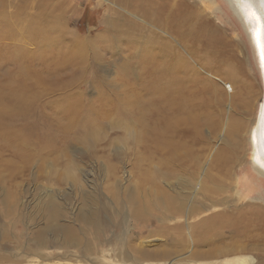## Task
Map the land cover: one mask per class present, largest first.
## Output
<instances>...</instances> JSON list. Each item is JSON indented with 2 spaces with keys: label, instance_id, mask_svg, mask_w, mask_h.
Segmentation results:
<instances>
[{
  "label": "rangeland",
  "instance_id": "374dc122",
  "mask_svg": "<svg viewBox=\"0 0 264 264\" xmlns=\"http://www.w3.org/2000/svg\"><path fill=\"white\" fill-rule=\"evenodd\" d=\"M163 1H170L167 25L147 26L166 37L160 44L174 48L160 63L163 80L179 83L177 91L168 87L160 93L167 94L166 102L171 96L182 99L185 107L179 121L165 112L162 117L165 113L167 122L181 130L173 140L167 131V141L181 143L179 154H189L195 167L190 160L178 165L171 155L164 170L160 153L153 158L149 152L152 138L128 109L116 105L117 96L143 98L145 73L138 61L143 50L136 53V48L145 40L133 41L136 48L128 41L135 33L144 35L142 17L127 13L117 0H0V254L11 258L0 264H238L241 258L264 264L263 240L249 241L261 249L223 253L208 261L194 257L198 250L223 244L215 239L213 246H199L194 235L198 221L245 206L264 219L259 212H264V201L257 195L264 191L245 173L247 133L264 92L254 51L219 0ZM188 18L195 22L187 24ZM113 19L127 22L128 31L120 35L111 29ZM24 24L33 31L23 32ZM58 61L72 64L55 68ZM18 94L29 96V108L5 112L8 97ZM206 113L210 121L193 127L200 131L183 135L186 122L193 124ZM237 117L242 120V130L236 131L237 160L223 155L224 163L215 165V152L226 137L231 140L225 123ZM22 139L27 146L18 144ZM177 195L185 199L184 209L166 210L167 198ZM158 197L164 206H157ZM51 202L52 229L41 233ZM233 215L227 222L237 219ZM225 228L224 242L239 245ZM255 229L249 233H261L259 224ZM37 232L47 239L43 247L35 243ZM66 234L73 236L71 244L64 245Z\"/></svg>",
  "mask_w": 264,
  "mask_h": 264
},
{
  "label": "bare ground",
  "instance_id": "6f19581e",
  "mask_svg": "<svg viewBox=\"0 0 264 264\" xmlns=\"http://www.w3.org/2000/svg\"><path fill=\"white\" fill-rule=\"evenodd\" d=\"M117 1L118 2L120 1L121 2L120 4L127 10V13L129 12L130 14H132L135 17H137V16L138 17H142L143 18L142 21L145 24V26H144V30H145L144 31V35L138 34V35H140V36H138L135 33V36L133 35L132 37H128V41L135 48H136V46L133 44V41H136V43H137L141 39L145 40V44L144 45H140L139 44L137 46V48H136V53H137V49L140 52H141V50H143V53L138 56L139 57L138 58V61L141 63L140 64L141 65V69L145 73V78H144V80H142V82H143L142 90L144 88H145V90L143 92L144 94L141 93L142 91L139 92V93L143 94V98L142 99H139V97H140L139 95L140 94L137 95V96L136 95H130L128 99L125 96H120V97L117 96L118 104H116V105L119 108H126V109H128V113H131L135 117L136 121L139 122L142 125V128L149 134V136L152 138V142L154 144V147L148 146L149 152H150V154L152 155L153 158L158 153H160V155H161L160 166H162L164 168V170H165L170 165L169 162H170L171 155H175L176 156L175 159H177L176 161H177V164L178 165L180 164V161L182 162V161H189L190 160L189 154H179V152L181 150V147H182V144L181 143H179V144L170 143L169 141H167V135H166V132L167 131H170L171 134L173 135V136H171V139L173 140V139H175L174 137L179 136V133H180L181 130H180V128H177L175 125H171V123L167 122V119H165V117H166V114L165 113H169V115L172 118H174L175 120L179 121L177 115L179 113H181V110L185 107V103L182 101V99H179V98H177L175 96H171L172 98L175 97V100H172V98L169 97L168 98V101L166 102V100H165L166 97L165 96L167 94H165V96H164V94L160 93L165 88H168V87H169V90H170V87H174V90H176V85L179 83V81H172L171 79H169L171 81H168V79L167 80L165 79L166 81L163 80V76L165 77V75H163V73H162L163 68L161 67V64L162 63H160L163 56L164 57H167V56L164 55L166 53V51L168 50L170 52L174 48L170 50L169 49L170 46L167 47V46H163L162 44H160L161 41L163 43V40L162 39L163 38H166V37L165 36L164 37H161L157 32L153 31V29H149V27L147 26V24L157 25L159 27L166 26L167 25L166 24V22H167L166 20H168L169 18H167L166 11L167 10H168V12L170 11V7H168L170 5L168 2H170V1H168L167 4H164L163 3L164 2L163 0H117ZM219 1L223 5V7L226 9V11L229 13V15L231 16V18L233 19V21L236 23V25H237V27L239 29V32L241 33V35H242V37L244 39V42H245L246 46H247V40L250 42V44L252 46V49L254 51V55H255V59H256V64H257L259 73L262 74V70L259 67L257 61H258L259 52L262 50V48L264 46V0H219ZM165 7H166L167 10L165 9ZM115 13H117L116 15L118 16V19H119L120 13L118 11H115ZM253 13H254V15H253ZM124 16L125 15H123V17ZM118 19H116V20L113 19V21H115V22H111L110 28L111 29H114L115 31H118V33H120V35L122 33L125 34L126 31H128V30H126V24H128V23L127 22L124 23L125 21H123L121 19H120L121 22H119ZM134 22H135V20H134ZM192 22H193V19H190L189 20V18H188L186 20V23L187 24L192 23ZM194 22H195V20H194ZM139 23H141V22H139ZM174 23L176 25L178 24L175 21H174ZM180 23H181V21H180ZM137 24L138 23H135V24L133 23V25H135V26ZM25 26L26 25L24 24L21 27V29L26 34L29 31H30V33H31V31H33L31 29L28 30L27 26H26L27 29H25ZM141 26H143V25H141ZM18 27L20 28L19 25H18ZM180 27H182V26H180ZM107 31H109V27L107 28ZM130 31H131V29H130ZM195 31H198V30H195ZM199 31L201 32V29ZM35 32L37 33V31H35ZM104 33H106V32H104ZM184 33H185V30H184ZM189 33H188V35H189ZM191 34H192V32H191ZM202 35H204V34H202ZM117 36L119 37L118 34H117ZM117 40H118V38H117ZM190 42H191V40H190ZM192 43H194V42H192ZM141 44H143V42ZM161 47H163V48H161ZM192 47H193V45H192ZM194 47H193V49H194ZM157 48H159V49L156 50ZM76 49H79L78 46L76 47ZM197 49H199V48H197ZM80 51H81V48H80ZM130 52H132V51H130ZM178 52H179V56H180V53L181 52L180 51H178ZM208 52L209 51H207V53ZM131 54L132 53H130V56L129 57H132ZM175 54H177V52ZM166 55H168V54H166ZM203 56H205V55H203ZM173 57H175L176 60H177V57L178 56L177 57L175 55L174 56H171L172 59H173ZM201 57H202V54H200V58ZM65 59H66V57H65ZM198 59H199V57H198ZM176 60H174V61H176ZM188 61H186V62H188ZM128 62H129V59H128ZM169 62H171V59H170ZM57 63L58 64H55V68H56V66L57 67H68L69 65L72 64V63L69 64V63H67L65 61L63 63L61 61L60 62L58 61ZM166 63H165V65H166ZM208 63H210V62H208ZM170 64H173V63H170ZM174 64H176V63H174ZM219 65H220V63H219ZM219 65L217 67H220ZM221 67H222V65H221ZM221 67H220V69L218 71L221 70L224 73V70L221 69ZM227 67H228V71L233 74L234 73L233 67L232 66H230V67L227 66ZM178 69H179V67H178ZM172 70H174V69H172ZM167 73H168V71H167ZM167 73H166V76H168ZM231 79H233V78H231ZM173 80H175V79H173ZM176 80H177V78H176ZM161 81H162V83H161ZM163 81H164V86L161 85V84H163ZM181 81H183V79ZM25 89L26 88L24 87L22 90H18V89L17 90L20 93L22 91L25 92L26 91ZM11 91L12 90L10 89V92ZM171 91H173V90H171ZM176 94H177V92H176ZM218 95H220V94H218V92H217V96ZM28 97H29L28 95L26 97H22V96L20 97L19 94L17 96H15V95L9 96L8 99H7L8 101L5 103V106L3 107L4 108V111L5 112H10V113L11 112H17L16 114H19L18 113L19 110H23L24 111L26 109V107L28 106V102H29L28 99H27ZM220 97H223V96L220 95ZM121 99H126V100L120 101ZM81 102H83V101H81ZM163 102H165V104ZM241 102L243 103V101H241ZM71 104H73V103H71ZM91 104H93V103H91ZM82 105H86V103L85 104H82ZM263 106H264V94H263V97L261 99V103H260V107H259V112H258V115H257V119H256V122H255V125L250 130L248 129L249 131L247 133V134H249V138L247 139V143L249 142L248 143L249 148H248V152H247V162H246L245 173H246V175H250L252 177L251 178L249 176L250 179L251 180L253 179L252 182H254L258 187H260L264 191V128L262 127V116H263V112L262 111H263ZM28 108H29V106H28ZM121 111H124V110H121ZM163 112H165V113H164V115L162 117V113ZM207 117H208L207 116V113L205 114V116L199 115L197 118H200V119L193 120V124L194 125L192 123H187L186 122V124H189V125L186 127V130L187 131H183V135L184 134H187L188 132L191 133V134H193L195 132L197 133V131H200L199 128H198V130H196L193 127L194 126L200 127L203 123L204 124H205V122L208 123V121H210V118H207ZM15 120H17V119H15ZM233 120H231V118H230L229 119L230 122L227 123V124L225 123V125L227 126L226 130H228L227 133H228L229 136H231V140L226 137V141L224 143V146L222 148H219L218 149L219 150L218 152L217 151L215 152V155H214V160H216V163H214L215 165H217L219 163H224L223 160L228 156V154L233 155L235 157V159L237 160V156L236 155H237V151H238L240 145H239V138L236 136V131H239V130L241 131L242 130V120L239 117H237L235 121H233ZM83 123H84V125H86L88 122L87 121H83ZM159 127H160V129H159ZM64 140H67V138L62 139V141H64ZM20 142L21 143H18V144L21 147H23L25 145V143H28V141L25 140V139L20 140ZM25 146H27V145H25ZM163 147H166L167 148V151L166 152L169 153V154L165 153L163 155ZM177 147H179V150L177 152H175V150L177 149ZM50 148H52V147H50ZM159 149H160V151H159ZM223 155H225L226 157H223ZM194 156L195 155L193 154V156H191V157L194 158ZM190 161H192L190 163L193 164V167H195L196 165L193 163V160H190ZM195 163H196V161H195ZM166 171L168 172V174H170V172L168 170H166ZM172 174H175V170H171V175ZM156 178L157 177H152V180H155ZM214 178L217 179V180H214L213 179V181H215V184H216L219 181V175L218 174H215L214 175ZM203 192L206 195L210 191L204 190ZM257 195L260 198H262V200L264 201V192L258 191V194ZM158 198L159 199H157V202H155L157 204V206L158 205L164 206L163 205V202H161V200H162L161 197H158ZM177 198L181 200L180 203L175 202V199H177ZM184 200L185 199H182V197L179 196V195H177V196H169L167 198V204H168V206L165 205V208H166V210L175 213V211L173 210V208L175 206L176 212L177 211L180 212V211H182L184 209V206H185L184 205ZM245 207H243V209L240 208V210H237L236 213H231L230 212L231 215H233V214H236L237 215V217H236L237 219L235 218L236 220H233L232 219V221H229L228 220L229 222H227V219L231 215L228 214L227 212L226 213H222V214L220 212H218L216 214H213V215H211L209 217H206V218L198 221L196 223V225H194L195 226V234L194 235H195V238H196L195 240L197 241V244L199 246L200 245H201V247H202V245L203 246L204 245L205 246H213V245H210V243H214L215 239H217V241L215 242L216 244H218L217 242H219V241H220L221 244L222 243L223 244L220 245V247H217L216 246L217 248H211L210 247V249H208L209 248L208 247L206 250H198L197 253L195 254V256L194 255L193 256L195 258H197V259L207 260L208 261L212 257H216V256L221 255L223 253H228V254L229 253H236V252H239L240 253V252H244V251L247 252V250L252 251V250H256V249H261V247L259 248V246H261V245H262L263 250H264V244L259 245V243H257L260 240H263L262 243H264V219H261L260 214H257L256 211L249 210L248 207H246V208ZM48 208H49V212L46 214V216H47V222H46L45 227L42 228L41 233H45V231H50L52 229L51 226H50V224H49V222H50V218H52V214H53L52 211H54L53 208H55V207H53V202H51V203L48 204ZM193 210H196V208L195 207L194 208H191V211L192 212H193ZM232 210H233V208H232ZM229 211H231V210H229ZM259 212L264 216L263 210L262 211H259ZM53 218H54V215H53ZM93 222H94L93 223L94 226L95 227H98V223L95 221V219H94ZM258 224L260 226L261 233H258V234H255V235L250 234L249 232H253V229L254 230H257L255 228H257V225ZM225 227H227L228 229H230V231L232 232L234 238L239 239V242L241 244L239 243V245L238 244L236 245L234 243L232 245H229L230 242L233 243V241H230L231 240L230 238H229L230 240H228L229 242L228 241L224 242L223 238L225 237V235H224L223 232L226 229ZM260 230H258V231H260ZM66 236L68 238H65V242H63L64 245L65 244H69V243L71 244L72 243V240H73L72 239L73 236L70 237L67 234H66ZM69 240H71V242ZM241 240H243V241H241ZM252 240H255L257 242H255L254 246L251 245L252 246L251 247V246H249L250 245L249 244L250 243L249 241H252ZM46 241H47V239L40 237V232H37L36 233L35 243H36V245L38 247L45 246L46 245ZM73 245H75V242H74ZM22 247L23 248L26 247V249H27L29 247V245L28 246L24 245ZM30 250H32V249L30 248ZM24 252L25 251H23V253ZM33 252H32V254H33ZM30 255H31V253H30ZM43 256H45V255H43ZM48 256H51V254L48 255ZM19 257H20V254H19ZM10 259L11 258L9 257V255L8 256H3L2 254H0V263L1 262H10L11 263V260ZM17 260H19V258H17ZM239 261H240V263H238V264H251L252 263V260L246 259V258H241V259H239Z\"/></svg>",
  "mask_w": 264,
  "mask_h": 264
},
{
  "label": "flooded vegetation",
  "instance_id": "af4514ba",
  "mask_svg": "<svg viewBox=\"0 0 264 264\" xmlns=\"http://www.w3.org/2000/svg\"><path fill=\"white\" fill-rule=\"evenodd\" d=\"M258 65L259 67L261 68L262 70V79H263V85H264V46L262 48V50L259 52V55H258ZM264 94V92H263ZM263 94H262V97H263ZM263 116H262V127L264 128V106H263Z\"/></svg>",
  "mask_w": 264,
  "mask_h": 264
},
{
  "label": "snow or ice",
  "instance_id": "6c2138e0",
  "mask_svg": "<svg viewBox=\"0 0 264 264\" xmlns=\"http://www.w3.org/2000/svg\"><path fill=\"white\" fill-rule=\"evenodd\" d=\"M253 15H254V13H253Z\"/></svg>",
  "mask_w": 264,
  "mask_h": 264
}]
</instances>
